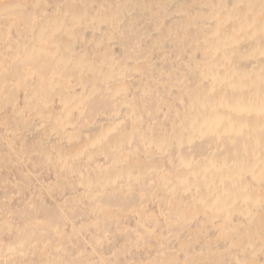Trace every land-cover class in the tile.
Listing matches in <instances>:
<instances>
[{
    "label": "bare ground",
    "instance_id": "obj_1",
    "mask_svg": "<svg viewBox=\"0 0 264 264\" xmlns=\"http://www.w3.org/2000/svg\"><path fill=\"white\" fill-rule=\"evenodd\" d=\"M7 1L0 6V109L10 107L12 112L0 119L5 130L0 165L7 172L13 173L12 164H19L24 174L28 165L45 167L56 177L55 191L69 189L64 203L73 213L86 198V213L103 216L94 220L96 245L103 239L100 221L108 223L102 226L105 231L106 225L121 221L134 196L133 206L143 207L147 186H153L151 197L155 189L193 191V205L222 220L221 233L237 232L244 243L256 235L259 224L248 208L263 206L264 216V194L255 197L254 184L242 174L257 183L264 180V0H217L215 6L199 0L200 8L193 13L183 8V17L173 12L172 0H94L97 8L91 0H64L53 1L51 11L50 1L43 6ZM188 1L190 7L198 2ZM150 3L159 7L156 32L135 28L142 14L155 17ZM114 44L122 46L119 55ZM149 47L153 51L146 54ZM153 52L162 57L156 60ZM189 52L186 62L183 54ZM145 59L149 64H137ZM175 61H192L193 78L176 68ZM131 72L146 78L129 80ZM55 100L60 109L54 107ZM82 104L85 108L72 113ZM24 109L34 116L20 118ZM106 112L112 118L103 116ZM124 117L131 119L129 128L120 126ZM168 163L171 169L166 170ZM71 177L84 191H75ZM15 182L18 191L29 188ZM42 188L54 189L45 180ZM35 203L32 196L23 202V226L9 225L12 239H21L19 249L11 247L16 241L7 245V251L18 250L12 251V264H26L24 259L34 251L33 243H23L36 237L29 227L52 230L59 239L56 248L84 234V227L75 224L69 233L62 232L50 216L40 220L33 213L38 211ZM56 206L62 219H70L61 204ZM138 210L136 227L154 222L143 208ZM233 213L248 221L231 223ZM170 214L189 216L180 209ZM171 215L167 223H173ZM77 253L72 261L57 255L53 262L95 264L84 249ZM102 257L101 264H106Z\"/></svg>",
    "mask_w": 264,
    "mask_h": 264
},
{
    "label": "rangeland",
    "instance_id": "obj_2",
    "mask_svg": "<svg viewBox=\"0 0 264 264\" xmlns=\"http://www.w3.org/2000/svg\"><path fill=\"white\" fill-rule=\"evenodd\" d=\"M10 1L16 2L19 0ZM45 1L51 2L48 7L49 11L53 9V1L59 4H62L64 2V0H24L23 2H39L43 6V2ZM172 1V3H174V6L171 5L173 7H170L174 9L173 12H176L175 15L177 16L183 17L184 15H187V11L182 10L183 8H186L188 11H190V13H193V11L200 8L199 0L197 4L194 3L195 7H190L188 5L190 1L188 0L187 2L183 0H179L180 2H177L178 0ZM194 1L195 0H193V2ZM201 1L209 2L211 6L218 5L217 0ZM0 2V6H3L5 3H10L7 0H0ZM95 2L96 1L91 0L89 4H93V7L97 8V2ZM176 5H178V7ZM148 9L149 11H155L156 18H151L153 17L151 14H142L137 18L135 22V28L138 29L142 26L143 29L150 28L151 32H156L155 25L159 22L157 20L158 13L156 12H158L159 7L158 5H156V3H150L148 5ZM14 35H16V33ZM121 48L122 46L120 44L113 45V49L118 52V55L121 52ZM144 51L146 54H148L153 50L149 47L146 50L144 49ZM142 54L143 53H141L140 55ZM152 55H154L153 57L156 60L162 57H158V52H153ZM183 55L185 61L187 62L189 60V56L191 55L190 52ZM195 58H198L199 60L201 59L199 52L195 54ZM143 62L145 64H149V61L146 59L137 61V64H142ZM160 62L163 61L160 60ZM174 63L175 67L177 68L179 64H177L176 61ZM191 64H193L192 61L189 62V65L185 63H181V65H179V69L189 77L191 75L189 69V66ZM131 74H129V80L135 81L137 79L146 78L143 77L139 72H131ZM77 88L79 89L80 87L78 86ZM181 88L182 87H180V90L177 89V93H180ZM22 94L23 90L17 93V95L19 96H21ZM129 95L132 96L133 94L131 95V93H129ZM21 102L22 100L20 101V103ZM177 103L178 101H175V104ZM53 105L56 109L61 108L58 101L56 100L53 102ZM20 106H22V103L20 104ZM83 108H85V105H78L76 109H73L72 113L77 114L79 110H82ZM10 109V107H6L3 110L0 109L1 120H4L7 115L12 114V112H10ZM177 110H180V108ZM30 115H33V113H31L29 109H24L20 118H29ZM103 116H110V114L106 112V114H104ZM34 118L35 120H38V114H35ZM110 118H112V115L110 116ZM129 120L131 119L128 117H124L123 121L126 124L122 122L123 124L121 123L120 126L129 128ZM143 127H146V125L144 124ZM165 131H168L167 128H165ZM4 132V127L0 124V135L4 134ZM143 148L145 147H141L142 150ZM103 159L104 158H99V160L102 162ZM144 160L145 158H143V161ZM27 167L28 168H26V171L28 174H24L22 169H20L19 164H12L11 170H13V173H9L6 171L7 168H5L3 164L0 165V248L2 249V252H0V257L1 259H3L2 264H12L13 258L11 257V259L10 256L12 255V251L14 250H6L8 249L7 245L11 240L17 242V244L12 245L11 247L19 249L18 241H20L21 239H12L14 236L12 232H10L9 225H13L16 227L23 226L25 220L24 211L26 212V210L23 208L22 204L25 201L28 202L31 196L34 200H36V203L33 204V206L36 205V207L38 208V211H35L33 213L36 217H39L40 220H46L45 217L50 216V218L52 219L51 224L60 225L62 232L69 233L70 231H72V224H75V226L84 227L82 229V233L84 234L83 236L79 237V239L72 237L70 241H68V244L65 243L61 247L56 248L59 239L57 235H54L52 233V230L44 231V229H42L41 227L34 228L33 226L31 228H27V231L28 229H31L29 230L31 232L35 231L36 237L32 239L26 238L25 242L23 241L24 246L27 242L34 244V251H31L30 255L26 256V258L24 259V263L26 264H55L53 260L57 257V255H60V257L65 261H72V258L76 257V255L79 254L77 253L79 249H84V255L94 258L95 260L93 263L95 264H101L99 259H101L102 256V258L106 260V264H264V216L262 215L263 211L261 210L263 209V206L258 207L260 209L248 208V210L250 211V216L258 221L259 230L256 232L255 236H251L250 238L246 237V243H244L243 241H245V239H243L242 236L237 232H233L234 234L232 235H230V233H228L227 235L221 233L223 231V228L221 226L222 220L220 218L212 219L211 217L213 214L210 211L203 214V212L200 211V206L193 205V202L195 200L193 199V191L187 192L184 191L181 187H178L177 190L173 193H169L164 189H155L153 197H151L152 194H150V191L152 190L153 186H147V188L143 187L145 188V190L147 189V194L144 197L145 205H143V207H137L138 205L133 206V204L137 201L136 196H134L133 199H130L127 206L123 208L124 212H122L121 215L122 220L116 221L114 226L106 225L108 229L106 230L107 232L102 226L108 223L106 221H100L101 229L98 232L100 235H102L103 239H100V244L96 245L94 237L98 234L96 233L97 230H95L96 227L94 226V220L103 216L101 214L94 215L91 213H86L89 209L87 207L90 204L86 198L84 199V203H77L76 207L74 208L75 211L73 213L72 210L68 209L66 203H64V197H68L71 195L69 194V189L65 190L62 193H60L59 191H55L56 184L54 181L56 180V177L52 172L46 173L47 170L45 167H34L31 165H28ZM165 168L166 170H169V168L171 169L170 164H165ZM68 174L70 173L68 172L64 175L67 176ZM157 176L158 174H153L154 178H157ZM242 176L245 179H248V181L252 185L254 184L253 188L255 190L253 191V195L255 197H259L264 194V180L257 183L247 173H243ZM28 177L32 179L30 183H28L25 179ZM15 180H19L22 183H27L29 185V188L28 186L26 189L22 188L20 190L21 192L17 189H14L13 186L16 183ZM44 180L47 181L49 185H53L54 189H43L42 185ZM70 180L71 182H73V184H75V191H84V188L82 186H78L77 178L71 177ZM156 187L157 182L155 188ZM138 192L139 191H137V193ZM168 198L171 200L167 202ZM178 201H181L183 204L178 205ZM58 203L61 204V207L66 211L71 220L62 219V217L59 216L57 212H59L60 209L56 206V204ZM85 208L87 209L85 210ZM140 208H143L144 211L154 219V222L147 221L146 226L136 227V219L138 215L137 212ZM170 209H180L182 214L185 213L189 216L188 218H183L182 216H172L170 213H173V210L171 212ZM12 211L13 213H11ZM11 215H13V217H11ZM169 215H171V220L173 223L166 222L168 219L166 216ZM233 221H240L241 223L245 224L248 220L241 218L237 213H233V218L231 217V223H233ZM226 230V232H229L228 227L226 228ZM29 243L28 246L30 245ZM45 243H47V249L45 248ZM238 247L239 251L236 249ZM232 250L233 252H231ZM97 251H99V254H95L97 253ZM47 253H49V255L44 259V257H46L44 254ZM215 255H219L220 257L215 259ZM222 256L223 258H221Z\"/></svg>",
    "mask_w": 264,
    "mask_h": 264
}]
</instances>
